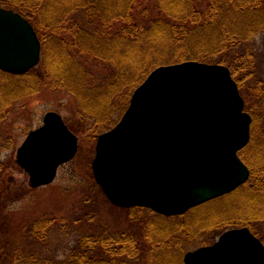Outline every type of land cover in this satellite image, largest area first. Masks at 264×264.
<instances>
[{
	"label": "trees",
	"instance_id": "obj_1",
	"mask_svg": "<svg viewBox=\"0 0 264 264\" xmlns=\"http://www.w3.org/2000/svg\"><path fill=\"white\" fill-rule=\"evenodd\" d=\"M0 6L26 18L42 46L38 67L24 74L0 70V126L16 101L46 88L74 96L80 130L97 137L117 124L152 70L184 61L229 67L242 95L259 80L264 105V75L257 71L250 46L264 35V0H0ZM253 104L252 97H245L253 123L251 140L240 152L251 176L234 192L176 217L132 208L135 229L79 234L72 246L64 247L62 259L27 251L25 244L41 245L54 233L63 234V229L55 230V219L40 218L24 225L21 245L0 248L6 250L0 261L184 264L189 249L211 245L236 227L250 228L264 243V159L255 155ZM60 224L65 227V218Z\"/></svg>",
	"mask_w": 264,
	"mask_h": 264
},
{
	"label": "water",
	"instance_id": "obj_2",
	"mask_svg": "<svg viewBox=\"0 0 264 264\" xmlns=\"http://www.w3.org/2000/svg\"><path fill=\"white\" fill-rule=\"evenodd\" d=\"M41 52L31 23L0 6V70L27 73ZM252 121L229 67L158 66L134 90L116 126L98 136L95 181L120 208L184 215L248 182L251 171L239 153L251 140ZM78 150V137L51 111L18 149L17 163L39 188L52 184ZM184 264H264V243L247 227L231 229L187 252Z\"/></svg>",
	"mask_w": 264,
	"mask_h": 264
},
{
	"label": "rangeland",
	"instance_id": "obj_3",
	"mask_svg": "<svg viewBox=\"0 0 264 264\" xmlns=\"http://www.w3.org/2000/svg\"><path fill=\"white\" fill-rule=\"evenodd\" d=\"M250 46L256 55L257 71L262 77L264 75V35H258ZM246 91V95L245 92L242 95L244 101L245 97L248 96L250 99L252 97L255 110H258L263 116L264 109L260 108L262 98L258 92L257 84L251 83ZM79 108L78 101L74 96L64 91L43 88L38 94L16 101L1 123L0 248L8 246L11 250V248L21 245L20 235L23 234L24 225L44 217L55 219V230H58L57 233H61V228L63 234L59 236L54 233L47 243L41 245L37 243L35 245L32 242L33 246L25 244L28 248L27 251H36L40 252L42 256H53L59 259L66 256L64 247L72 246L79 234L104 229L131 230L137 227L138 224L130 220V208L113 205L95 181L92 162L95 158L97 138L100 134L96 137L91 135L90 131L86 132V129L80 130L83 124L78 119ZM51 111L60 113L69 123L68 125L71 124V127L73 126L79 132H74L72 127V131L79 138V151L72 162L59 169L54 183L46 187L32 188L29 174L17 163V152L27 135L40 127L44 116ZM90 125L91 123H88L86 128L88 129ZM261 139L260 144L263 147L264 137ZM255 155L257 156V147ZM141 216L143 215L141 214ZM63 218H65L66 225L62 228L60 223ZM5 238L7 241L10 240L8 245L5 243L7 242ZM198 248L200 246L189 249L187 252ZM5 252L6 250H0V256ZM0 264H6V262L4 263L2 260Z\"/></svg>",
	"mask_w": 264,
	"mask_h": 264
},
{
	"label": "flooded vegetation",
	"instance_id": "obj_4",
	"mask_svg": "<svg viewBox=\"0 0 264 264\" xmlns=\"http://www.w3.org/2000/svg\"><path fill=\"white\" fill-rule=\"evenodd\" d=\"M256 84H257L258 92L260 93V81L257 80ZM258 95H260V94H258ZM257 100H259V99H257ZM258 104H260V102H258ZM257 107H258V105H257ZM261 107H262V109H264V105L260 104V108ZM254 123H255L257 159H258V161H260V160L264 159V152L262 150L264 147H262L260 144V141L262 140L261 137H264V114L262 116L258 110H256Z\"/></svg>",
	"mask_w": 264,
	"mask_h": 264
},
{
	"label": "bare ground",
	"instance_id": "obj_5",
	"mask_svg": "<svg viewBox=\"0 0 264 264\" xmlns=\"http://www.w3.org/2000/svg\"><path fill=\"white\" fill-rule=\"evenodd\" d=\"M141 85V84H140Z\"/></svg>",
	"mask_w": 264,
	"mask_h": 264
}]
</instances>
